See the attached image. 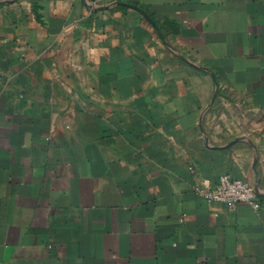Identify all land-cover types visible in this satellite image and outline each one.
<instances>
[{
    "label": "crops",
    "instance_id": "0c3cea01",
    "mask_svg": "<svg viewBox=\"0 0 264 264\" xmlns=\"http://www.w3.org/2000/svg\"><path fill=\"white\" fill-rule=\"evenodd\" d=\"M0 264H264V0H0Z\"/></svg>",
    "mask_w": 264,
    "mask_h": 264
},
{
    "label": "built area",
    "instance_id": "2783aa9c",
    "mask_svg": "<svg viewBox=\"0 0 264 264\" xmlns=\"http://www.w3.org/2000/svg\"><path fill=\"white\" fill-rule=\"evenodd\" d=\"M196 192L212 203H222L234 208L239 203H248L256 209L261 203L257 188L245 179L223 175L213 186L197 188Z\"/></svg>",
    "mask_w": 264,
    "mask_h": 264
}]
</instances>
